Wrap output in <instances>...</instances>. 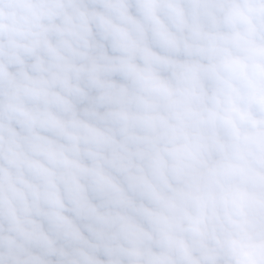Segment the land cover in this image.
Listing matches in <instances>:
<instances>
[{"label": "clouds", "instance_id": "obj_1", "mask_svg": "<svg viewBox=\"0 0 264 264\" xmlns=\"http://www.w3.org/2000/svg\"><path fill=\"white\" fill-rule=\"evenodd\" d=\"M0 264H264V0H0Z\"/></svg>", "mask_w": 264, "mask_h": 264}]
</instances>
